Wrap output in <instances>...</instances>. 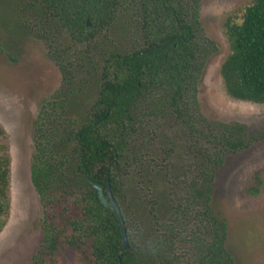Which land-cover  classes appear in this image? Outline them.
<instances>
[{
    "label": "trees",
    "instance_id": "1",
    "mask_svg": "<svg viewBox=\"0 0 264 264\" xmlns=\"http://www.w3.org/2000/svg\"><path fill=\"white\" fill-rule=\"evenodd\" d=\"M3 2L20 15L16 29L35 32L63 75L34 129L31 177L44 210L37 262L59 264L61 250L75 248V264H236L215 179L229 156L264 133L201 112L199 82L217 52L200 19L202 0H0V21ZM80 19L91 24L81 34ZM224 30L226 94L264 106V0L230 14ZM161 122L185 131L180 149L191 163H173L179 148ZM6 139L0 126V233L10 213ZM255 183L253 195L263 184Z\"/></svg>",
    "mask_w": 264,
    "mask_h": 264
},
{
    "label": "rangeland",
    "instance_id": "2",
    "mask_svg": "<svg viewBox=\"0 0 264 264\" xmlns=\"http://www.w3.org/2000/svg\"><path fill=\"white\" fill-rule=\"evenodd\" d=\"M253 0H202L200 19L206 36L215 43L199 82L203 116L217 123H240L250 135L264 133V106L231 99L225 91L221 66L230 54L224 23ZM3 2L0 21V126L7 134L11 157L10 213L0 233V264H39L36 256L44 238L43 205L32 183L34 129L42 107L63 85V75L49 47L35 32L16 29V14ZM66 32L62 35L65 37ZM53 34V33H51ZM82 81L76 76V81ZM82 82H80L81 84ZM162 130L178 145L173 163L192 162L182 153L185 131L161 122ZM263 182L257 195L249 193L256 179ZM214 199L229 226L227 247L236 264H264V138L236 155L218 170ZM60 213V208L56 210ZM71 215L77 217L78 209ZM78 251L64 248L59 264H75Z\"/></svg>",
    "mask_w": 264,
    "mask_h": 264
},
{
    "label": "water",
    "instance_id": "3",
    "mask_svg": "<svg viewBox=\"0 0 264 264\" xmlns=\"http://www.w3.org/2000/svg\"><path fill=\"white\" fill-rule=\"evenodd\" d=\"M89 24L90 23L88 21V25ZM107 190H108L109 200H110V202L112 204V207L115 210V213H116V215L118 217V220H119V223H120V227H121V231H122V236H123L125 248H129V241H128V236H127V228H126V224H125L124 218L122 216L120 207H119L116 199L113 196V193H112L110 185H108V189Z\"/></svg>",
    "mask_w": 264,
    "mask_h": 264
},
{
    "label": "flooded vegetation",
    "instance_id": "4",
    "mask_svg": "<svg viewBox=\"0 0 264 264\" xmlns=\"http://www.w3.org/2000/svg\"><path fill=\"white\" fill-rule=\"evenodd\" d=\"M87 21V20H86ZM91 24H89L88 25V22H86V23H84L81 19H80V21H79V33L81 34V33H83V32H85V27H87V26H90ZM84 27V28H83ZM88 28V27H87ZM66 31V30H65ZM66 33H67V31H66Z\"/></svg>",
    "mask_w": 264,
    "mask_h": 264
}]
</instances>
